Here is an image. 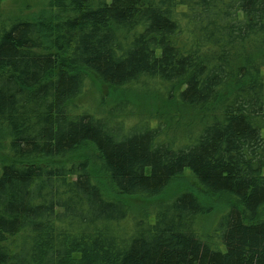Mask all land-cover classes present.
I'll list each match as a JSON object with an SVG mask.
<instances>
[{
  "label": "trees",
  "instance_id": "16d2710c",
  "mask_svg": "<svg viewBox=\"0 0 264 264\" xmlns=\"http://www.w3.org/2000/svg\"><path fill=\"white\" fill-rule=\"evenodd\" d=\"M92 78L164 102L83 109ZM0 151V264H264V0L0 14Z\"/></svg>",
  "mask_w": 264,
  "mask_h": 264
},
{
  "label": "rangeland",
  "instance_id": "374dc122",
  "mask_svg": "<svg viewBox=\"0 0 264 264\" xmlns=\"http://www.w3.org/2000/svg\"><path fill=\"white\" fill-rule=\"evenodd\" d=\"M52 0H0V14L9 19H34L42 15H48L50 11V2ZM96 4L102 2L103 0H94ZM110 2L111 0H105ZM114 89L112 92L109 91L105 85L100 83L97 79H91L90 85L86 90L85 94L77 99L78 103L83 109H108L110 102L111 105L117 104L119 102L125 101L126 108L129 110V113L125 116L127 122H132L136 124L139 121V118L144 117L149 111L156 112L164 102V97L161 93L155 88L147 87H135L128 88L123 90ZM102 102V104H101ZM150 112V113H151ZM149 113V114H150ZM2 157V151H0V158ZM186 177L175 179L173 184L169 186L166 190V196L176 193L183 186H188L187 182L190 179L188 177L189 173L185 174ZM181 184V186H180ZM133 209L142 210L146 207H151V200H147L145 197H137L132 201ZM215 220H210L207 223L210 228L211 224Z\"/></svg>",
  "mask_w": 264,
  "mask_h": 264
}]
</instances>
